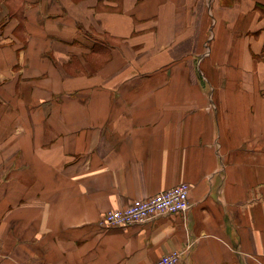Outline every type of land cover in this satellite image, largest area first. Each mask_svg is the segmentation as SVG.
I'll return each mask as SVG.
<instances>
[{
	"label": "crops",
	"instance_id": "1",
	"mask_svg": "<svg viewBox=\"0 0 264 264\" xmlns=\"http://www.w3.org/2000/svg\"><path fill=\"white\" fill-rule=\"evenodd\" d=\"M190 9L0 0V264H264V0H206L209 48Z\"/></svg>",
	"mask_w": 264,
	"mask_h": 264
},
{
	"label": "built area",
	"instance_id": "2",
	"mask_svg": "<svg viewBox=\"0 0 264 264\" xmlns=\"http://www.w3.org/2000/svg\"><path fill=\"white\" fill-rule=\"evenodd\" d=\"M190 185L187 182L178 183L163 189L151 197L134 201L124 207L107 211L99 220L103 228L120 227L152 219L160 215L182 214L186 216L191 208L188 196ZM193 241L187 244V252ZM181 253L172 252L160 257L153 264H178Z\"/></svg>",
	"mask_w": 264,
	"mask_h": 264
},
{
	"label": "rangeland",
	"instance_id": "3",
	"mask_svg": "<svg viewBox=\"0 0 264 264\" xmlns=\"http://www.w3.org/2000/svg\"><path fill=\"white\" fill-rule=\"evenodd\" d=\"M206 0H191V9H190V23L193 31L199 27H203L202 38L205 39V44L209 48L208 44H211L212 37L214 35L213 25L207 30L206 25L209 23V19L206 17L204 12V4ZM209 51V50H208ZM201 55V54H200Z\"/></svg>",
	"mask_w": 264,
	"mask_h": 264
}]
</instances>
